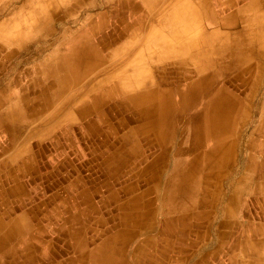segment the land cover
<instances>
[{"label":"bare ground","instance_id":"6f19581e","mask_svg":"<svg viewBox=\"0 0 264 264\" xmlns=\"http://www.w3.org/2000/svg\"><path fill=\"white\" fill-rule=\"evenodd\" d=\"M57 1L34 0L23 26L53 47L43 88L0 93V133L23 135L0 161V264H264V0ZM5 44L24 53L13 66L32 53ZM42 138L61 157L43 172ZM56 186L51 208L24 206Z\"/></svg>","mask_w":264,"mask_h":264},{"label":"rangeland","instance_id":"374dc122","mask_svg":"<svg viewBox=\"0 0 264 264\" xmlns=\"http://www.w3.org/2000/svg\"><path fill=\"white\" fill-rule=\"evenodd\" d=\"M25 1L27 3L25 4V7L22 8L23 0H0V93L4 91L6 94L9 93V94L12 95L18 89L17 83H19L20 85L21 84L22 85H25L26 84L25 86H27L29 84L28 82H30V81H35L38 86H40L41 88H43V85L45 84V81H46V79L41 80L38 77L34 76V73H35V70H34L35 67H34V65H37L35 63H38V62L43 61L46 58V55H48V54L51 53L53 47H52V45H48V44H47V46L45 45L44 47L43 46H36L35 45V42L38 39H40L41 35L40 34H37V33H34L33 30H30V32H29V31H26V29L23 28L24 25H28L33 20L32 15H30V6L32 5V2H34V0H25ZM95 1L100 2V4H101V7H99V8L97 7L94 10V12H98L101 9L106 10V9H109L110 8L112 10L113 9L112 6H113V4H114V2L116 0H95ZM163 1H164L163 2L164 5L162 3L158 7V8L161 7L160 10L163 9V8H165L168 4L169 5L171 4V0H163ZM245 1H247V0H239L238 3H235L234 6L231 9H229V10L234 9L236 6H240V4L241 5L244 4ZM62 2H63V0L57 1L58 4L56 6H58V8L63 7L65 5V2H63V3ZM68 2H69V0L66 3H68ZM50 4L51 3H49L47 6H49ZM55 4L56 3L53 2V5H55ZM158 8H157V10H158ZM74 10H75V12L77 14H75L69 20V25L72 28H75L76 26H78V24L82 22V19H83L82 17H84V13L81 14V12H80L81 10H83V8H78L77 7V8H74ZM157 10H155L154 18H156L157 15L159 14V11H157ZM114 11L115 10H113L111 12V16L113 18H114V16H117V14H114ZM18 18H19V20H18ZM93 18H95L94 15H93ZM109 22L111 23L112 21H109ZM73 25H75V26H73ZM235 27L236 26H222V27H220V31L222 32V34H225L226 32L232 31L233 29H235ZM3 28H4V30H3ZM55 28H56L55 29V33L56 34H54L51 37V40H49L51 42L54 39V36L57 37V36L61 35V33H62L61 24H57V21H55ZM16 36H17V38H21L22 37L25 40H27L28 44L31 46L30 48L31 49L33 48L32 49V53H29V54L26 55L27 60L25 62L21 63V65H19V66H13V64H12V60L13 59L12 58H16L17 59V57L19 56V54L20 55L21 54H24V53H22L21 48H17L16 49L15 46H12V44L11 45L5 44L6 41H10L11 39H15ZM15 49L16 50H19V54L13 53L15 51ZM26 70L27 71L30 70L32 72V74L31 75L30 74L29 75L26 74L25 73ZM31 72L28 71V73H31ZM239 91H241L243 93L246 90L240 88ZM40 94H41V99L43 100L45 96L42 93H40ZM33 97L34 96L32 95V92L30 91L29 94H28V96H27V99H32ZM1 99L3 100V102H5L7 100V98H5V97H1ZM68 122H71V121H68ZM68 122H66V123H68ZM74 122L75 121H73V123ZM251 128H252V126H250L248 129H251ZM35 143H36V140H31L30 141V144L33 145V146H34ZM42 143L44 144V150H45V152H44L43 157L39 158L38 160H39V163L42 165V170L41 171L43 172L44 171L43 170L44 169L43 164L45 166L48 157H55V151L51 149L50 143L48 142L47 139L44 140V141H42ZM71 150L72 149H70L67 146H65L64 147V151H63V155L65 156V152H66V154L69 157V159H71V161H73L74 166L78 167V169H79L78 172L80 173V175L87 176L90 173H92V172H90L91 171L90 164L86 162L87 160H85V157H82L81 158L80 156H77V154L74 153ZM57 158L59 159V157H57ZM242 158H244V157H242ZM62 172L65 173L66 170H63ZM56 173L58 175L56 177L60 179V181L62 182V185H63L64 184V181L59 176L60 175V171H57ZM92 175L93 176H96L97 173L93 172ZM30 177H32V176L27 175L24 178V180H25L24 182L27 184V186H28L29 189H30V186H32V181L30 182V180H31ZM53 180H49V181L48 180H44V182H42V183H43V185H46L48 183H51ZM50 191L52 192V194H51ZM55 191H58V186L51 187V188H45V189H43V191L40 194H36V193H34L32 191V197H33L32 198V200H33L32 203L33 204L35 203L38 206H39V204L43 203L44 205H42V206L47 207V208H51L52 205H53V199H52V196L51 195H53V193ZM241 197H242L243 201L241 200L242 203L240 204V206H242V205H244V206L245 205L246 206H259L257 204H254L252 201L249 202L248 201V200H250L249 195L245 194L244 191H242ZM97 199L98 198H96V200ZM245 201H246V203H245ZM30 205L31 204L29 202H27L25 206H30ZM254 215L255 216H253V219H255V221H257L258 220V217H256V216H258L257 213L255 212ZM63 246H64V243L62 242L61 243V247H63Z\"/></svg>","mask_w":264,"mask_h":264},{"label":"crops","instance_id":"0c3cea01","mask_svg":"<svg viewBox=\"0 0 264 264\" xmlns=\"http://www.w3.org/2000/svg\"><path fill=\"white\" fill-rule=\"evenodd\" d=\"M43 129H41L40 131H42ZM39 131V132H40ZM23 135H21L20 136V138L22 137ZM20 138H18L17 140H15L13 137L12 138H9V137H7L6 135H3L2 133H0V146H6L8 149L6 150V149H3V152L2 153H0V161L1 160H4L6 157H7V154H11V153H13L16 149L14 148V147H18L19 146V140H20ZM44 140H46V138L44 139V138H42V140H41V142L39 143L40 144V146L43 148V150H44V144L42 143V141H44ZM14 142V143H13ZM50 143V142H49ZM13 144V145H12ZM50 146H51V144H50ZM13 147V148H12ZM51 149L53 150V148H52V146H51ZM6 150V151H5ZM13 151V152H12ZM44 152H45V150H44ZM63 153V152H62ZM60 154L57 152V155H56V153H55V157H53L54 158V161H53V163L52 164H54V163H57V161H59V160H61V157L59 156ZM3 156V157H2ZM57 157H59V159L57 158ZM50 158V157H49ZM49 158H48V162L46 161V165H50V161H49ZM38 182H40V180L38 181ZM33 190V192L34 193H36V194H38V190L37 189H35L34 187L32 188ZM23 194H24V191H20V192H18V193H16L15 194V196L16 197H14V196H11L10 197V199L11 200H19L20 198H22L23 199ZM31 195H32V192H31ZM16 198V199H15ZM33 198V197H32ZM33 200H31V202H32ZM30 202V206H33L34 204L33 203H31ZM26 203V202H25ZM26 204H24V206H25Z\"/></svg>","mask_w":264,"mask_h":264}]
</instances>
